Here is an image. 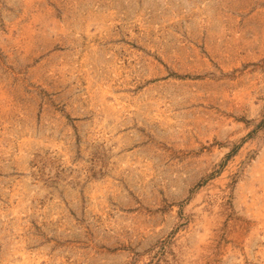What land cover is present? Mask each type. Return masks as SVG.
I'll return each instance as SVG.
<instances>
[{
	"label": "rangeland",
	"instance_id": "obj_1",
	"mask_svg": "<svg viewBox=\"0 0 264 264\" xmlns=\"http://www.w3.org/2000/svg\"><path fill=\"white\" fill-rule=\"evenodd\" d=\"M0 264H264V0H0Z\"/></svg>",
	"mask_w": 264,
	"mask_h": 264
}]
</instances>
